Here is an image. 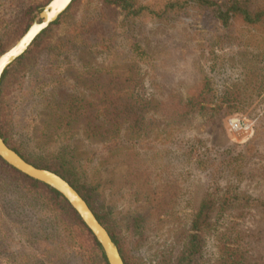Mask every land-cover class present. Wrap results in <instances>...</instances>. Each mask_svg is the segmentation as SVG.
<instances>
[{
  "label": "rangeland",
  "instance_id": "374dc122",
  "mask_svg": "<svg viewBox=\"0 0 264 264\" xmlns=\"http://www.w3.org/2000/svg\"><path fill=\"white\" fill-rule=\"evenodd\" d=\"M48 1L0 0V54ZM233 2L264 10V0H75L5 73L9 146L41 168L74 151L72 179L126 264H183L194 234V264H264V18L227 11ZM233 115L247 133L231 129ZM2 222L0 264H48ZM63 222L52 257L97 264L87 235Z\"/></svg>",
  "mask_w": 264,
  "mask_h": 264
},
{
  "label": "trees",
  "instance_id": "16d2710c",
  "mask_svg": "<svg viewBox=\"0 0 264 264\" xmlns=\"http://www.w3.org/2000/svg\"><path fill=\"white\" fill-rule=\"evenodd\" d=\"M75 1V0H73ZM108 3H119L124 8H127L129 5L127 3L123 4L125 0H105ZM73 3V2H72ZM71 5L69 6V8ZM69 8L67 10H69ZM237 2H233L227 11H239L244 15V18L249 22H257L264 18V10L258 12H249L248 9L238 10ZM66 10V11H67ZM63 15V14H62ZM61 15V16H62ZM61 16L54 22L52 25L57 24L60 21ZM51 27V26H50ZM49 28L44 30L31 44L30 48L23 54L26 55L31 51V49L37 45L49 31ZM24 57V56H22ZM11 67V66H10ZM9 68H7L2 76L0 84V97H1V85L5 78V73H7ZM2 120H1V108H0V134L8 144V139L2 133L1 129ZM9 145V144H8ZM17 152V151H16ZM69 152V151H68ZM66 151L61 152V156H58L59 161L57 164L59 168H52L44 166L66 179L86 200L90 208H92L91 203L85 194H83V189L81 186L77 185L72 179L74 162L79 160L74 151L70 153ZM21 155V153H19ZM68 155V156H67ZM26 159L23 155H21ZM70 156V157H69ZM29 161L28 159H26ZM31 162V161H29ZM36 166L35 163H32ZM41 167V166H40ZM13 188V193L9 196L10 193L9 187ZM205 206V203H204ZM203 208V207H202ZM26 209V210H25ZM211 209V204L208 203V206L201 210V212L196 216L194 229L197 231L198 226L201 223L205 222L208 213ZM46 210V213L42 211ZM93 210V209H92ZM204 213V215H203ZM96 214V213H95ZM206 217V218H205ZM0 240L4 238L6 233L4 223L2 219L7 221L12 227L17 230L18 234H21V237H24L26 242L31 246H34L35 250H39L40 255L43 257L44 263L48 264H60L59 255L52 257V254L56 250H59L57 247L61 240L62 236H66L65 232L58 231L56 229L58 223L63 222L64 225L68 227L69 230L76 227L78 231H81L87 235L89 239L90 246L93 250L94 258L97 264H108L104 256L103 250L100 244L96 241L84 223L81 221L76 212L71 208L66 199L54 188L35 180L17 170L9 167L0 160ZM97 218L98 215H97ZM99 220H101L99 218ZM65 229V228H64ZM65 229L66 232L71 234V231ZM112 237V236H111ZM5 239V238H4ZM114 242L118 244V241L112 237ZM64 242V240H63ZM201 236L194 234L191 236L189 247L184 255L183 264H194L196 262V255L201 251ZM4 244L8 245L7 242L0 243V246L4 247ZM1 248V247H0ZM64 251H71V249H63ZM120 250V249H119ZM121 252V250H120ZM9 259V258H8ZM10 260V259H9ZM13 261V260H12ZM9 263V261H8ZM22 264H24L22 262ZM27 264H30L29 262ZM32 264H43V261L35 260ZM126 264V262H125Z\"/></svg>",
  "mask_w": 264,
  "mask_h": 264
},
{
  "label": "water",
  "instance_id": "95a60500",
  "mask_svg": "<svg viewBox=\"0 0 264 264\" xmlns=\"http://www.w3.org/2000/svg\"><path fill=\"white\" fill-rule=\"evenodd\" d=\"M73 0H49L20 38L0 54V84L5 70L31 46L33 41L69 8ZM0 160L9 167L58 191L100 244L108 264H125L117 244L82 195L61 175L38 167L11 148L0 134Z\"/></svg>",
  "mask_w": 264,
  "mask_h": 264
},
{
  "label": "built area",
  "instance_id": "2783aa9c",
  "mask_svg": "<svg viewBox=\"0 0 264 264\" xmlns=\"http://www.w3.org/2000/svg\"><path fill=\"white\" fill-rule=\"evenodd\" d=\"M229 125L234 131L247 133L251 128V122L246 121L241 115H233L229 118Z\"/></svg>",
  "mask_w": 264,
  "mask_h": 264
}]
</instances>
